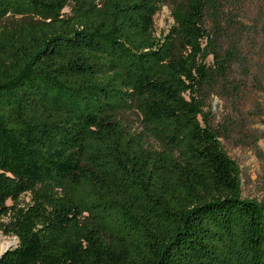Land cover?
Here are the masks:
<instances>
[{"label":"trees","instance_id":"obj_1","mask_svg":"<svg viewBox=\"0 0 264 264\" xmlns=\"http://www.w3.org/2000/svg\"><path fill=\"white\" fill-rule=\"evenodd\" d=\"M263 32L264 0H0V264H264L204 112Z\"/></svg>","mask_w":264,"mask_h":264},{"label":"rangeland","instance_id":"obj_2","mask_svg":"<svg viewBox=\"0 0 264 264\" xmlns=\"http://www.w3.org/2000/svg\"><path fill=\"white\" fill-rule=\"evenodd\" d=\"M172 24L169 9L163 6L154 16L155 37L167 32ZM255 39L257 45L245 53L244 67H232V77L242 82V95L235 103L236 109H232L229 101L211 95L204 112H211L210 126L224 127L219 142L239 168L241 197L264 204V32L256 34ZM135 126L138 127L137 122ZM20 200L23 205L28 203L29 197L22 195ZM16 244L15 237L0 233V246L6 245L5 249H10Z\"/></svg>","mask_w":264,"mask_h":264},{"label":"water","instance_id":"obj_3","mask_svg":"<svg viewBox=\"0 0 264 264\" xmlns=\"http://www.w3.org/2000/svg\"><path fill=\"white\" fill-rule=\"evenodd\" d=\"M8 249H5V250H0V256L5 253V251H7Z\"/></svg>","mask_w":264,"mask_h":264},{"label":"bare ground","instance_id":"obj_4","mask_svg":"<svg viewBox=\"0 0 264 264\" xmlns=\"http://www.w3.org/2000/svg\"><path fill=\"white\" fill-rule=\"evenodd\" d=\"M0 248L3 250L5 248H7V246L6 245H1Z\"/></svg>","mask_w":264,"mask_h":264}]
</instances>
